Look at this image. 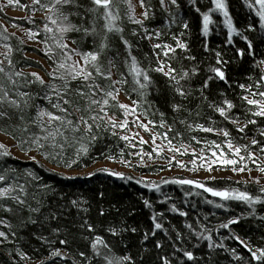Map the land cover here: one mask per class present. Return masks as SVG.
Returning <instances> with one entry per match:
<instances>
[{
  "label": "snow or ice",
  "instance_id": "1",
  "mask_svg": "<svg viewBox=\"0 0 264 264\" xmlns=\"http://www.w3.org/2000/svg\"><path fill=\"white\" fill-rule=\"evenodd\" d=\"M242 3L249 13L243 27L236 24L229 0L0 2V13L16 7L25 11L18 19L31 26L13 23L21 32L17 36L0 24V264H220L222 254L230 257L229 264H264V235L257 244L232 228L250 218L264 222L256 209L264 205V58L256 59L255 48L256 40L264 43V0ZM126 24L133 27L126 29ZM222 32L229 47L212 46L209 38ZM32 44L39 47L32 49ZM29 51L42 53L47 67L29 60ZM234 62L240 71L233 76ZM252 69L258 70L255 75L247 74ZM221 82L227 87L213 95L211 85ZM205 116L207 122L200 123ZM186 132L223 139L189 135L185 142ZM105 140L116 141L115 154L101 151L112 163L135 171L162 160L156 174L173 167L202 170L209 174L204 181L162 178V184L200 189L219 200L205 198V203L225 212L230 202L250 211L209 226L188 219V211L169 203L171 197H142L150 220L144 230L127 221L131 210L125 214L116 204L106 205L104 192L91 199L69 196L37 170L57 175L56 169H73L88 159L98 162L91 153ZM184 156L192 157L191 167L178 159ZM97 172L161 191V182L143 175L109 168ZM217 180L224 186H209ZM250 183L258 186V194L232 186L246 189ZM193 194L201 193L187 195ZM168 213L185 219L173 223ZM229 239L246 255L229 247Z\"/></svg>",
  "mask_w": 264,
  "mask_h": 264
},
{
  "label": "trees",
  "instance_id": "2",
  "mask_svg": "<svg viewBox=\"0 0 264 264\" xmlns=\"http://www.w3.org/2000/svg\"><path fill=\"white\" fill-rule=\"evenodd\" d=\"M2 2V0H0ZM22 3H30V0H21ZM182 3H186V0H181ZM229 6H230V12L233 15V18L236 22V24L240 27H243L245 24L249 23V13L248 10L243 6L242 0H229ZM201 7H205V5H201ZM16 8V7H12ZM17 9V8H16ZM19 10V9H17ZM22 11V10H20ZM183 11L185 14H188L187 8H184ZM25 12V11H23ZM39 15V14H37ZM37 21H39L40 17H36ZM219 19V17H217ZM0 20H4L9 24L13 23H19L26 27H31L30 25H25L24 21L19 19H13L8 17L5 14V10L3 13H0ZM155 23H160L159 20H157ZM0 24H3L0 22ZM133 27L132 25L126 24V29ZM193 27H195V24L193 23ZM258 28V24H257ZM226 32V30H224ZM222 32L220 35H213L209 38L210 44L212 46H221V47H229L224 45L225 41V34ZM11 33V32H9ZM258 33H252L250 35L256 36ZM18 36V35H17ZM238 41V38H235ZM193 40V46L197 49L199 48L198 40L195 36V33L192 37ZM14 45L16 43L15 40L11 41ZM238 46L243 47V42L239 41ZM32 49H36L35 47H32ZM255 48H256V59L264 58V43H260L259 40L255 41ZM31 53H37L35 51H29V54ZM39 56H41L44 60L42 53H37ZM229 56L232 55L231 52L228 53ZM29 60H34L29 57ZM246 60L251 61V57H246ZM46 61V60H45ZM207 64L208 61H205ZM244 63V62H241ZM244 67L248 68L249 65L247 63H244ZM35 69V68H31ZM37 69V68H36ZM39 69V68H38ZM30 70V69H27ZM240 71V67L237 63H233L230 65V73L231 75H236ZM257 69L250 70L247 74L255 75L257 72ZM241 82H246L244 80H241ZM213 90V95H215V92L217 89L223 90L226 88V85H223L222 82L219 84H212L211 85ZM160 107L164 108V102H160ZM207 111V109H206ZM153 119H158V117H153ZM218 119V118H217ZM169 122H171V117H169ZM200 123H206L207 117H203L199 120ZM229 127H231L229 125ZM163 131V130H161ZM193 135L197 136L202 139L207 140H221L222 137H216L212 134H205L202 132H192V133H185V142L188 141V136ZM115 140H105L100 143L92 150L91 155L98 158V162L105 161L106 159L101 155V151L107 153L109 150L112 151L113 154L116 153L117 149L113 148V144H115ZM123 143H120V147H123ZM193 146L197 149L200 146H197L193 142ZM146 151H150V147L148 145L143 146ZM69 155H71L72 149H69ZM165 156H167L166 152L164 153ZM130 158V157H129ZM182 162L188 163V166L191 167L190 161L192 159L191 156H184V157H178ZM97 161H93L91 159H88L87 161H83L79 166H74L73 169H67V170H84L92 165H94ZM158 162H163L162 160H159ZM17 163V162H13ZM20 163H25L21 161ZM164 163V162H163ZM162 164H156L152 165L151 168H137L135 171L140 176L145 175H154L156 174V169L158 166ZM254 167V165H250ZM49 168V167H48ZM40 172V175H42L45 180L50 184L53 185L58 192L65 193L69 196L74 195H80L83 194L85 197L88 198H94L99 192H104L106 196L105 204L113 203L116 204L121 208V212L127 213L128 210H131L134 215L127 216V221L134 225H139L142 229L146 230L147 226L150 224V220L148 219L149 216V210L145 209L141 198H149L153 201L159 200V199H166L167 197H171L172 199L169 201V203H176L178 207H180L182 210H186L189 212L188 219L195 220L200 219L202 222L207 223L209 226L219 224L220 222L226 220L227 218L233 217V216H241V215H247L250 209L242 203L239 202H230V211L225 212L222 209L214 208L212 205L207 204L204 202L205 198L207 199H215L217 202H219L218 198H213L211 196H208L206 193H202L201 190L192 188L190 186H177V185H164L161 182V191L155 192V191H149L147 188L141 187L140 185L134 183V182H125L121 181L115 177H109L103 173L97 172L96 175L90 176L88 174L81 175V176H73V175H67L66 173L56 171L57 175H50L47 171L43 169H37ZM163 171H160L158 174L162 173ZM131 175V174H127ZM133 176V175H132ZM71 177V178H66ZM158 182V181H157ZM209 186H217L222 187L224 186L223 181H213L209 182ZM233 187H239L241 190H245L250 192L253 195L258 194V186L255 184H249L248 187L245 189L244 186L241 185H232ZM189 192L191 193H201L200 195H187ZM167 205H157V208L160 210H163L166 208ZM257 214L260 216H264V205H257ZM215 213V215H213ZM204 216H208V220L204 221ZM168 218L173 221V223H180L185 218H181L178 216H175L172 213H168ZM235 231L241 235L242 238L251 237V240L253 243H262L260 240V237L264 235V222H261L260 220L250 218L248 220H242L240 225H233L232 226ZM221 235L227 234V230H221ZM216 234H214L215 237ZM135 243V240L133 241ZM225 243L229 247H237L238 251L241 254H245L243 249H240L239 246L236 244L235 241L229 239L225 241ZM206 250V249H205ZM197 255H199V250L197 251ZM220 264H229L230 257L227 254H222L218 257ZM232 264H235V262H232Z\"/></svg>",
  "mask_w": 264,
  "mask_h": 264
},
{
  "label": "rangeland",
  "instance_id": "3",
  "mask_svg": "<svg viewBox=\"0 0 264 264\" xmlns=\"http://www.w3.org/2000/svg\"><path fill=\"white\" fill-rule=\"evenodd\" d=\"M134 2H135V0H134ZM5 14L10 18L18 19L20 17H23L25 15V12L17 10L16 8L9 7V8L5 9ZM37 17H39V15H37ZM0 22L5 24V26L8 27L9 32H16V35L21 36V32L17 31L16 28H13L11 26L12 24H9L4 20H0ZM31 46L35 47V48L39 47L38 45H35V44H32ZM29 57L31 59H34L35 61H39L40 63L44 64L45 67H47V62L41 56H39L37 53H31V54H29ZM28 71H41V70L38 68L37 69L35 68V69H30ZM41 74H43V72H41ZM121 100L125 103H128L127 99L124 98L123 96L121 97ZM133 130L135 131V129H133ZM141 135L144 136V139H146V140L149 139V136L147 133L141 132ZM0 139H3V137H0ZM6 143L11 144L12 142L6 141ZM157 143H159V141H157ZM165 152L167 155H170L169 153H167V151H165ZM156 164H163V162L157 161ZM47 167L51 168L52 166L50 164H48ZM100 168H109V169H112L115 171L123 172L125 174H131L134 177H140V175H138L136 172H133L131 169L125 168L124 166L117 164V163H112L111 161H108V160L96 162L94 165H92L91 167L84 169V170L56 169V171L66 173L67 175L81 176V175L92 173V172H94ZM208 175H209L208 173H206L202 170L198 173H193L191 171L181 170L179 168L173 167L171 171H163L160 174H154V175H145V177L147 179H150V180L156 181V182L162 181V178H164V179L187 178V179H197V180L204 181V180H206ZM212 175L216 176V177L233 176V174L231 172H213ZM252 175L257 176L258 173L254 171L252 173ZM233 179H240V177L233 176ZM261 183L264 184V180H262Z\"/></svg>",
  "mask_w": 264,
  "mask_h": 264
},
{
  "label": "water",
  "instance_id": "4",
  "mask_svg": "<svg viewBox=\"0 0 264 264\" xmlns=\"http://www.w3.org/2000/svg\"><path fill=\"white\" fill-rule=\"evenodd\" d=\"M200 190V189H199ZM202 191V190H201ZM208 195V194H207Z\"/></svg>",
  "mask_w": 264,
  "mask_h": 264
}]
</instances>
